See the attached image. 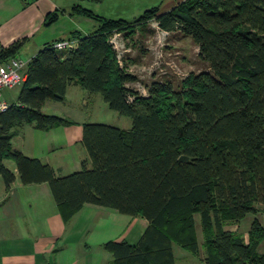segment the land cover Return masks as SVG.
<instances>
[{
    "label": "trees",
    "instance_id": "obj_1",
    "mask_svg": "<svg viewBox=\"0 0 264 264\" xmlns=\"http://www.w3.org/2000/svg\"><path fill=\"white\" fill-rule=\"evenodd\" d=\"M83 1L76 0L70 14L94 20L96 29L47 43L28 62L17 100L0 112V177L6 186L16 179L5 163L12 160L23 184H49L66 218L88 203L141 215L148 225L136 243H105L112 264H178L177 242L196 253L200 246L188 214L201 216L206 264H264L257 251L264 238L258 218L247 241L224 228L249 213L264 214V206L256 207L264 205V0H184L133 19L107 17ZM64 13L50 12L46 26ZM152 21L191 37L208 69L190 73L179 91L153 82L145 96L129 86L137 76L119 64L111 36ZM65 40L75 45L55 48ZM19 47L0 45V62ZM71 84L100 94L132 125L85 122L82 144L90 167L83 160L80 171L57 176L49 164L14 149L12 140L25 124L44 131L72 125L68 117L43 111L48 100L64 101Z\"/></svg>",
    "mask_w": 264,
    "mask_h": 264
},
{
    "label": "crops",
    "instance_id": "obj_2",
    "mask_svg": "<svg viewBox=\"0 0 264 264\" xmlns=\"http://www.w3.org/2000/svg\"><path fill=\"white\" fill-rule=\"evenodd\" d=\"M86 1L89 0L83 1L82 4L91 8L85 5L84 2ZM104 1L96 2L97 6L102 5ZM183 1L129 0L126 4L121 2L111 4L108 9L109 12L115 10L123 13V11L129 10L127 6L132 3L134 8L140 9L141 6H145L146 9H141L144 10L143 13L148 6H151L150 8L158 7L160 11H168ZM75 2L76 0H57V2L54 0H0V45L9 47L14 43L20 44L16 55L30 61L47 43L68 38L72 31H79L84 34L93 32L97 27L94 20L95 23H91L88 20L90 18L70 14ZM58 9L65 10V13L57 22L46 26V16ZM92 10L98 12L96 8ZM100 14H107L105 16L110 17V13ZM75 17H84V23L88 22L90 29L80 27L81 21L74 22ZM67 19L71 23L69 27L61 30V35L46 41L44 35L48 33L47 30ZM37 26L38 31H42V36L37 43L33 41L35 44H31L30 40L36 34L32 31ZM79 89L83 88L71 84L67 89L64 101L48 100L43 107L45 113L72 119L74 122L72 125L57 126L46 131L38 130L30 125L31 129L37 132H35L37 142L32 141L27 145L24 144L26 137L22 138L21 130L15 137L23 141L15 146L12 140L14 149L49 164L55 169L57 176H65L80 171L83 160H86L87 167H90L88 152L82 144V138L83 124L88 122L86 110L90 105L89 98L94 97L95 93ZM74 99L77 101L73 102ZM124 129H129V127ZM5 163L16 174V179L10 187H7L4 179L0 177V264H112L113 254L104 247L107 241L126 240L133 244L139 240H128L122 237V232L114 237L115 225L111 223V221L114 222L111 218L114 213L102 210L104 208L101 206L88 203L70 217H64L54 200L51 189L49 190L50 186H47L48 183L23 184L16 164L14 163L12 167V164H9L7 160ZM51 197H53L54 202ZM245 218L239 222H228L224 228L240 233L247 241L253 219L258 218L264 225V214L254 215L249 226L242 232L241 228ZM115 220L118 221L117 218ZM198 242L200 244L199 240ZM201 243H205L203 230ZM257 251L260 254L264 253V238ZM174 253L177 259L175 248ZM187 254L190 257L193 255L192 252ZM203 254L201 264H206L204 258L207 256V252L204 251Z\"/></svg>",
    "mask_w": 264,
    "mask_h": 264
},
{
    "label": "rangeland",
    "instance_id": "obj_3",
    "mask_svg": "<svg viewBox=\"0 0 264 264\" xmlns=\"http://www.w3.org/2000/svg\"><path fill=\"white\" fill-rule=\"evenodd\" d=\"M54 1L57 2V0ZM116 2L126 4V2H129V0H105L102 5L98 6L96 2L86 1L84 3L86 6H90L92 9L96 8L99 13H110V17L114 18L130 19L140 16L144 11L141 9H146L145 6H141L142 8L140 9L137 7L134 8V5L130 3L127 6L129 9H126L127 12L123 11L122 13L121 11L115 10H110L109 12V6L111 4H115ZM150 7L151 6H148V8ZM68 20L69 19L61 21L59 24L53 25L51 27L52 29L50 28L47 30L48 33L44 35L46 36V41L61 35V30L67 29L71 24ZM74 20V22L81 21V24L79 25L83 29H90V25H88L89 23L87 21L86 24L84 23V17H75ZM88 20L91 23H95L92 19ZM38 30L39 28L37 26L35 30L32 31L36 34L32 40H30V42H32L31 44L37 43L41 38L42 31ZM32 32L28 33L31 34ZM111 42L114 44L115 50L117 52V60L119 61V64L126 71L137 76V81L129 84V86L137 89L142 95L145 96L148 95V88L153 82L169 83L176 91H179L182 89L183 81L190 73H199L208 69L207 63L199 56L198 46L194 43L191 37H187L179 32H166L161 30L153 21L146 24H140L121 34L116 33L111 36ZM26 56L27 55L25 54V57ZM18 94L19 87L3 90V97L9 100L11 103L16 101ZM93 96L94 97L89 98L90 105L86 110V114L88 115L87 121L112 124L121 128L131 127L132 120L130 117L120 115L117 111L110 109L100 94L95 93ZM76 101L77 99L73 100V102ZM21 132L23 136L22 138L26 137V142H24V144L27 145L32 141L37 142V138L35 137L36 131L31 129L30 125H23ZM22 141V139L15 137L13 139V144L18 146ZM7 162L12 164V167L14 166V162L9 160H7ZM47 186L49 187V185ZM51 198V200L54 202L53 197ZM263 206L264 205L261 202L256 203L257 208L261 209ZM103 208L104 209L102 210H106V212L114 213V215L111 216V218L114 220V222L111 221V223L115 225L113 231V234H115L114 237H117L118 233L122 232V237H125L128 240L137 241L140 238L147 226V221L145 218H143L141 215L131 216L123 214L108 207ZM188 215L193 216L195 231L197 233V237H199L198 240L200 241V247L196 253L192 252L193 255L190 257V255L187 254L191 253L188 249L182 247L178 242L175 243L174 248L177 253L178 264H201V260L203 258L202 256H204L203 253L204 251L207 252V248L203 243H201L203 230L201 216L200 214ZM254 215L256 214L249 213L248 216L246 215L247 217L245 216L246 218L243 221L241 228L242 232H244L249 226ZM115 218H117L118 221H116ZM181 222L182 219H179L177 222V227H175L177 230H179L178 226L183 224V222ZM172 224H174V222Z\"/></svg>",
    "mask_w": 264,
    "mask_h": 264
},
{
    "label": "built area",
    "instance_id": "obj_4",
    "mask_svg": "<svg viewBox=\"0 0 264 264\" xmlns=\"http://www.w3.org/2000/svg\"><path fill=\"white\" fill-rule=\"evenodd\" d=\"M74 45V41L65 40L57 42L55 48L62 50L72 48ZM28 62L19 55L0 62V112L7 110L12 104L3 97V90L14 89L23 84L27 77Z\"/></svg>",
    "mask_w": 264,
    "mask_h": 264
}]
</instances>
